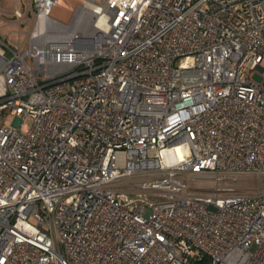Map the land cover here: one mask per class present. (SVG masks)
Here are the masks:
<instances>
[{
  "label": "built area",
  "instance_id": "2783aa9c",
  "mask_svg": "<svg viewBox=\"0 0 264 264\" xmlns=\"http://www.w3.org/2000/svg\"><path fill=\"white\" fill-rule=\"evenodd\" d=\"M53 1L0 32V264H264V0Z\"/></svg>",
  "mask_w": 264,
  "mask_h": 264
},
{
  "label": "rangeland",
  "instance_id": "374dc122",
  "mask_svg": "<svg viewBox=\"0 0 264 264\" xmlns=\"http://www.w3.org/2000/svg\"><path fill=\"white\" fill-rule=\"evenodd\" d=\"M85 1L87 0H54L50 5L49 14L59 22L69 23L76 8L79 5H83ZM21 2L22 0H18L19 6H21ZM13 4V0H0V32L9 34L12 39H16L17 33L13 30L17 29V24L14 23V17L8 14ZM22 30H26V28L23 27ZM21 37H24V32ZM253 78L256 81H261L262 75L259 72H255ZM12 120V117L5 116L4 124H10L13 122ZM227 180L230 181L229 184H231L232 190L246 193L254 192L255 190L250 185L257 183V180L251 176L230 175Z\"/></svg>",
  "mask_w": 264,
  "mask_h": 264
},
{
  "label": "bare ground",
  "instance_id": "6f19581e",
  "mask_svg": "<svg viewBox=\"0 0 264 264\" xmlns=\"http://www.w3.org/2000/svg\"><path fill=\"white\" fill-rule=\"evenodd\" d=\"M169 150H171V149H169ZM173 150V149H172Z\"/></svg>",
  "mask_w": 264,
  "mask_h": 264
}]
</instances>
